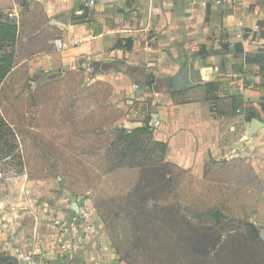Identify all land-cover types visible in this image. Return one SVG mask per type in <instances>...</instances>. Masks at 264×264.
I'll return each instance as SVG.
<instances>
[{
  "label": "crops",
  "instance_id": "1",
  "mask_svg": "<svg viewBox=\"0 0 264 264\" xmlns=\"http://www.w3.org/2000/svg\"><path fill=\"white\" fill-rule=\"evenodd\" d=\"M10 2L0 0V10L11 9ZM40 2L45 16L55 18L57 39L32 61L39 65V85L45 90L63 88L57 75L64 78L68 73L76 80L69 90L78 117L70 118L61 109L65 118L57 119L59 113L54 112L52 137L59 135L62 141L56 145H64L74 130L111 134L103 146L104 156L116 129L149 126L152 139L166 145L165 161L184 172V182L189 180L190 192L197 188L193 180L207 179L210 165L222 167L225 161L241 159L258 178L264 197V61H258L264 47V0H94L92 6L89 0ZM55 40L61 41L60 50L55 49ZM125 40L131 41L130 48ZM186 64L193 85L185 88L174 79ZM168 80L169 93L154 91L156 84ZM134 84L139 88L135 90ZM143 91L151 92L149 102L137 104ZM134 111L139 118L143 112H153L138 122ZM65 119L71 121L70 134ZM253 120L262 126L251 133ZM54 151L62 163L78 155L72 150ZM27 200L21 213L0 212V253L10 255L16 264H64L57 253L69 247L72 255L79 246L61 242L68 231L67 223H60L63 212L37 211L33 199ZM81 205L71 204L74 213L81 211ZM93 231L89 227L88 233ZM84 245L86 239L76 255L78 262L68 255V264L82 263V256L92 254ZM101 247L110 264L111 255L104 252L109 250L107 243Z\"/></svg>",
  "mask_w": 264,
  "mask_h": 264
},
{
  "label": "rangeland",
  "instance_id": "2",
  "mask_svg": "<svg viewBox=\"0 0 264 264\" xmlns=\"http://www.w3.org/2000/svg\"><path fill=\"white\" fill-rule=\"evenodd\" d=\"M11 1V9L0 10V21L17 28L12 46L14 66L0 87V113L16 135L23 169L16 173L19 166L13 153L2 155L11 144L5 136L0 145V212L14 209L21 213L29 197L37 211H62L60 223H67L68 231H63L67 235L61 242L79 246L72 255L69 247L66 253H57L56 258H63L64 264L70 262L68 255L78 262L76 255L82 252L80 245L85 239L88 245L84 246L92 254L82 256L79 264H106L108 256L103 257L100 251L104 242L109 247L104 252L111 255L110 264H264V197L258 178L244 160L225 161L222 167L210 165L207 179L193 180L197 188L190 192L186 186L189 180L184 182V174L178 171L172 172L171 181L163 180L167 170L160 167L106 172L103 146L111 134H75L74 130L64 145H56L62 141L59 135L52 137L54 112L59 113L57 119L65 118L61 109L67 110L70 118L78 117L69 90L76 80L68 73L65 79L57 75L63 88L45 90L39 85V65L32 61L48 50L49 41L57 39L52 25L55 18L45 16L40 0ZM6 3L11 4L10 0ZM83 4L80 7L86 10ZM106 67L99 64L101 70ZM193 73L197 77L196 70ZM169 85V80L156 84L154 91L169 93ZM149 94L143 91L136 103L149 102ZM101 112L100 108L95 116ZM151 112H143L142 117L148 120ZM132 116L138 122L143 119ZM63 123L70 134L71 121ZM146 144L150 148L151 143ZM55 148L78 155L72 162L62 163V159L56 160L61 155H55ZM152 164L160 166L155 159ZM5 196L8 201L1 198ZM79 201L81 211L76 214L71 204ZM89 227L94 231L88 233Z\"/></svg>",
  "mask_w": 264,
  "mask_h": 264
},
{
  "label": "trees",
  "instance_id": "3",
  "mask_svg": "<svg viewBox=\"0 0 264 264\" xmlns=\"http://www.w3.org/2000/svg\"><path fill=\"white\" fill-rule=\"evenodd\" d=\"M17 38V28L15 25L4 23L0 21V87L4 79L8 76L14 66L12 46L15 44ZM127 44V45H126ZM131 41L125 40V46L130 48ZM119 46V43H118ZM262 54L259 57V63L264 61V47ZM5 136L10 139V145L7 153H13L14 159L17 161L19 170L16 172L20 174L23 169V158L21 152L18 150V143L16 135L10 125L5 121L0 113V145ZM146 137L148 140L143 139ZM147 142H150V148H147ZM159 152L157 155L154 153ZM166 153V145L152 139V133L149 126L137 127L132 130L119 128L115 130V139L106 148L104 154V161L106 164V172L112 173L120 169H139L149 170L160 167V170H167L163 173V180L171 181L173 179L174 171L184 174V172L174 165L167 163L164 159ZM160 164H152L153 160ZM143 161L145 163H143ZM154 165V166H153ZM251 229L255 233L259 230L251 224ZM17 261L10 255L0 253V264H16Z\"/></svg>",
  "mask_w": 264,
  "mask_h": 264
},
{
  "label": "water",
  "instance_id": "4",
  "mask_svg": "<svg viewBox=\"0 0 264 264\" xmlns=\"http://www.w3.org/2000/svg\"><path fill=\"white\" fill-rule=\"evenodd\" d=\"M174 84L180 87H191L193 84L189 77V66L186 64L181 72L175 77ZM260 126H262L261 122L258 120H253L251 125V133L255 132ZM262 236H264V231H261Z\"/></svg>",
  "mask_w": 264,
  "mask_h": 264
},
{
  "label": "built area",
  "instance_id": "5",
  "mask_svg": "<svg viewBox=\"0 0 264 264\" xmlns=\"http://www.w3.org/2000/svg\"><path fill=\"white\" fill-rule=\"evenodd\" d=\"M223 1H227L228 3H231L233 0H223ZM94 4V0H89V5L92 6ZM54 47L56 50H60L62 48V45H61V41L60 40H55L54 41ZM139 88V85L138 84H134V89H138ZM145 88H149L148 85H145ZM134 115H137V112L134 111L133 112ZM0 182H1V174H0Z\"/></svg>",
  "mask_w": 264,
  "mask_h": 264
}]
</instances>
